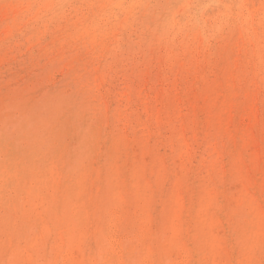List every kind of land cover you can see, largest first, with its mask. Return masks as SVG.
<instances>
[{"label":"bare ground","instance_id":"bare-ground-1","mask_svg":"<svg viewBox=\"0 0 264 264\" xmlns=\"http://www.w3.org/2000/svg\"><path fill=\"white\" fill-rule=\"evenodd\" d=\"M15 1H19V0H15ZM21 1H23V0H21ZM31 1L32 2H38L37 0H31ZM41 1H42L43 5H45L47 7V8L44 7V9L45 8L50 9L52 6H54L55 9L58 11L63 10V9L67 10V7H65V5L68 2V0H41ZM43 1L44 2L49 1V2H47L48 3L47 4V3H44ZM96 1H99L100 3L102 2V4L97 5ZM106 1H108L110 3V2H113L114 0H94V1L92 0L91 3H89L91 11L87 12V14L85 12L82 13L81 12L82 10L79 6H78L79 8H73V9H76L77 12H78V10H81L80 12L82 14H81V17H79V19L75 20V21H73V19L69 18L73 22H71V23L69 22L70 24H68V25L66 23L67 21L65 22V20L63 19V18H65L66 15L65 16L63 15L62 20H64V22L66 23L65 26H63V28L64 27L68 28L67 30L65 29L66 31L69 30V27H72L75 30V33L72 34V36H71L72 37L71 41L73 40L74 42H77V40H80V42H81V39H83V40H85L84 43H86V46H87V44L90 46V48L92 46L91 51L93 50V48L94 49L96 48L101 52H105V51L108 52V51L113 50L114 45L113 46L111 45V47L110 46L108 47V45L111 44L108 42H111V41L112 42H119L120 38H118L117 35L121 34V33L119 32L118 34L117 33L113 34L111 32V29L110 30L108 29V28H110L108 25H106L108 27L104 26V28H102V24H104V22H106V21L103 20L104 22L102 24L100 23V21L99 22L96 21L99 16L103 15V17H104V14L106 15V13L110 14V13L114 12V10H112V7H114L116 5L113 3L108 5ZM116 1H117V6L119 7L118 3H122L123 1H126V0H115V2ZM133 1H135V0H133ZM133 1H130L132 5L138 4L137 2H135L133 4L132 3ZM178 1L181 2L182 0H178ZM188 1H192V0H188ZM188 1L186 3H188ZM220 1H222V0H220ZM95 2H96V5H95ZM145 2H147V1H145ZM15 3L18 4V2H15ZM19 3L21 4V2H19ZM181 3H180V5H182V4L185 5V3H182V4ZM2 4L3 3H1V5ZM36 4L38 5V3H36ZM36 4L34 3V5H36ZM69 4H70V2H69ZM82 4H81V7L84 5V4L83 5ZM128 4H126V8L124 6L125 9H127ZM131 4H129V5L132 6ZM145 4H143V5L141 4V5L144 6ZM147 4H148V2H147ZM169 4H170V2H169ZM193 4H192V6H193ZM223 4H224V2H223ZM229 4H230L229 5V11H227V12L223 13L222 10L217 9V10H213L210 13H208L209 16H212L211 18L209 17L210 18L209 20H211L213 18L211 23L212 22L218 23V25L214 26V30H213L214 33L211 32L210 34H208L211 36V34L213 33L211 37L207 36V38H204L203 40H201V38H203V37L199 36L200 40H198L196 33L193 31L194 33L191 32V34L193 33L191 36L192 38L191 37H190V39L187 38V41H184L185 38H182V42H179V44L182 46L181 49L175 50V48H177V47H175L176 42L174 40L175 39L174 34H173V36L171 34H170L171 36H168V35H166V33L169 34V32H163V34H165L167 37L166 36H164V37L159 36L158 37V39L162 40V42L164 43V44H162L163 50H161L162 47L159 48V50L162 51V55H160L161 51L159 53L160 56L158 55V53L156 54V52L154 50L156 48L153 49L154 52L152 50H150L151 53L152 52L155 53L156 56L158 55L160 58H158V60H157V58H155L157 61L156 60L154 61L151 58L147 60V58L152 57L153 53L152 54L150 53L151 56H150V54H149V56H146V60L149 63L148 64L146 62L148 64V66L146 67L144 65L145 67L139 68L137 71L135 70L136 71L135 74L131 75V78L128 81H125V83L123 82L124 84L121 87V89L119 87V89H120L119 91H113L115 89L112 90L111 89L112 87L110 88L108 86L109 82H108L107 78H105L103 75L104 71H102L100 64L97 65L96 70L99 71V72L97 71L99 74L96 76L97 72L95 71L96 74L94 72V76H96L97 82L93 78L92 79L88 78V79L95 81V82H93V81H91V82L96 83L95 87L97 88V91H100V89L103 88L104 93H106L109 96V99H110V97H111V100L114 99L113 101L116 102L117 105L114 106L113 108L109 107V110H108L109 114L107 113V115L109 117V122L104 123V124H107V126H108V133H107V130H105L106 132L104 135H106V137L104 136V139H102L103 143L101 144L100 142H98L100 144L99 145L97 144L98 146L95 149H92L93 144H91V150L90 151H91V153L93 152L92 153V159H90L87 156L89 153V149H88L89 145L87 146V148H86V146L84 147V149L85 148L88 149L87 150L88 153L85 150L87 155H85V153L83 152V150H82L83 148H82V146H80V144H76V146H75L76 150H74V152H72V154L70 152H69L70 154L66 153L67 154L66 157L68 160L70 159V161L68 163H67V161H65L64 162L65 165H63V164L60 165V169H62V174L60 172V174H61L60 176H62V179L60 177H59L60 180L52 179L50 177V174L48 171L47 162L44 159L45 157L43 158L45 161L44 160L41 161L42 158L39 159L40 157H38V155H40V152L37 150V148H34L35 146L33 144H35V142H38L40 145H42L41 141H43V143H44L45 139L42 140V137L44 135H39V134H42V131H40L39 133H38V131H35V129L36 130L39 129V128L38 129L36 128L37 124H36V126L34 125L36 122L32 123V126H35L34 129H33V127H29L31 121H29L30 115L27 114L28 112H26L24 109L18 110L19 112L21 111L20 113L22 115V120H21L22 121V127L15 126L14 127L15 130L13 131L14 135L13 136L11 135L12 137H16L15 142H16V145H18L20 147V151H16L14 146L12 147L11 144L6 143L8 141L5 140V138L3 136V134L5 132L2 131L3 128H5V125L3 127H0V200H1L0 201V230L3 231V228L1 225V222H2L1 216L4 215L5 212H3V210H5V209L7 210V207H9V209H8L9 211H10V207H12L17 212L18 220H21V227L27 225V223H28L27 222V216L29 218H31L32 215L29 213L30 209H32V213L36 216L34 218L33 224L38 222L41 225V230H40L39 234H36L37 231H35L34 226H33L32 230L28 231V233L30 235H28L29 237L26 236V238H28V239L26 241H24V244H21L20 242L10 244V250L6 254L11 255L12 259L15 262L14 264H22L23 259L27 260V264H142V263L143 264H264V0H241V1L239 0L238 2H237V0H231V2ZM16 5H14V6H16ZM24 5L26 7L27 3H25ZM152 5L154 6V4H152ZM166 5H168V4H166ZM175 5H177V3L174 4V6ZM196 5H197V3H196ZM205 5L207 6L206 3H205ZM210 5H212V4H210ZM3 6H4V4H3ZM5 6H7V4ZM5 6H4V9L6 10ZM38 6H36V9H37L36 11L41 12L39 10H40V7L42 6V4L41 5L39 4ZM117 6H116V8H117ZM226 6H228V4ZM21 7H24V6L22 5ZM74 7H75V5H74ZM139 7H141V6H139ZM167 7H169V6H167ZM8 8H10V6ZM29 8L32 9V8H34V6H32V8L29 6ZM29 8H27L28 11L26 13H28L30 11ZM132 8L129 7L127 12H129V14H131L133 16L131 10H133L134 8L133 9ZM176 8H178V6ZM181 8H178V9L180 10ZM191 8H193V7H191ZM19 9H21V8H19ZM109 9H111V10H109ZM125 9H123L124 12H125ZM142 9H143V7H142ZM149 9H150V6H149ZM14 10H15V8H14ZM51 10H53V7L51 8ZM153 10H154V8H153ZM163 10H165V9H163ZM187 10H189V8H187ZM199 10H201V9H199ZM207 10H210V9H207ZM0 11H1L0 13H2V15H4L2 10H0ZM12 11H13V8H12ZM12 11L10 13H12ZM83 11H84V9H83ZM87 11H88V9H87ZM143 11H145V10H143ZM150 11L152 12V9ZM169 11H170V9H169ZM202 11L204 12L203 9H202ZM24 12L25 11L20 10L19 13H20V15H22ZM38 12H36V13H38ZM116 12H114V13L116 14ZM174 12H172V13H174ZM4 13H5V11H4ZM43 13L44 12H42V14ZM68 13H70V12L68 11ZM72 13H73V10H72ZM93 13H94L93 17L89 16L90 14H93ZM126 13H124L125 15H123V17H122L123 19L126 18ZM167 13H168V11H167ZM201 13L202 12H200V14ZM6 14H8V13H5V15ZM32 14L33 13H31V15ZM39 14L41 15V13H39ZM44 14L45 15H43V16L46 17L47 16L46 14H48L47 10H46V13H44ZM145 14H147V11H145ZM162 14H164V13H162ZM2 15L0 14L1 18L3 17ZM34 15H32V17ZM54 15H55V13H54ZM57 15H59V14L57 13ZM69 15L71 17L72 14L70 13ZM69 15H67L66 17H68ZM135 15H138L137 12ZM167 15L170 16V14H167ZM174 15H172V16H174ZM27 16L25 17V18H27L26 20H30V18H29L30 16L29 15H27ZM78 16H80V15L79 14L75 15L74 19ZM172 16L169 17V18H171V20H172ZM199 16H201V15H199ZM207 16H204V18L205 17L207 18ZM10 17H11V15H10ZM39 17H41V16H39ZM49 17L52 18L50 15L47 18H49ZM56 17L57 16H55V19H56ZM96 17H97V19H95ZM128 17H130V16H128ZM139 17L141 19V16H139ZM145 17H146V15H145ZM53 18H54V16H53ZM122 18L120 19L121 22L123 21ZM142 18H144V16ZM167 18L168 17H166V19ZM181 18H183V17H181ZM5 19H7V18H5ZM35 19H36V17H35ZM135 19H137V18L135 17ZM3 20L4 19H2L0 21H3ZM10 20H13V17H11ZM15 20H20V19L16 18ZM98 20H101V19H98ZM105 20H106V18H105ZM130 20H129V22H130ZM137 20H139V19H137ZM143 20L144 19H142V21ZM161 20L164 21V19H160V21ZM173 20H175V17ZM48 21H49V19H48ZM124 21H125V19H124ZM163 21H161V23H163ZM180 21H181V19H180ZM180 21H178V22H180ZM205 21H207V20H205ZM32 22H30L31 23L30 25L37 23V21H35V23H33V24H32ZM112 22H114V21H112ZM131 22H133V21H131ZM147 22H149V20ZM151 22H152V19H151ZM4 23H5V28H6L7 27L6 24L10 23V25H12L13 21H10L9 23H6V22H4ZM4 23H2V24H4ZM23 23L25 24L26 22L23 21ZM28 23H29V21H28ZM43 23H46V22H43ZM49 23H50V21H49ZM57 23L59 24V22H57ZM127 23L128 22L124 23V25H127ZM142 23H144V22H141V24ZM167 23L170 24L172 22H170V23L165 22V27L168 26V25H166ZM21 24L20 25L18 24L17 27L15 25L10 26L11 27L10 33L13 34L12 33L14 30L13 27L24 30L22 28L23 25H21ZM40 24H41V22H40ZM54 24L52 23L51 26ZM58 24H55L57 26L54 27V29L55 30L57 29V31H58V26H59ZM71 24L74 26H70ZM134 24L137 25V23H134ZM190 24H192V23H190ZM209 24H204V27H206V25H209ZM147 25H148V23H147ZM147 25L145 27L148 29ZM172 25L170 24L169 27H171ZM181 25L183 26L185 24H181ZM142 26L143 25H141L140 28H142ZM178 26H179V24H178ZM1 27H2V25H1ZM37 27H39V26H37ZM185 27L187 28L186 25H185ZM195 27H196V25H195ZM202 27H203V25H202ZM3 28H4V26H3ZM5 28L3 29V31L5 30ZM111 28H113V26ZM114 28H116V27L114 26ZM32 29L30 30V33H31V31H33ZM36 29H34L35 32L37 31ZM42 29H39L40 32ZM47 29L49 30L48 27H47ZM62 29H59L60 30L59 32H61ZM147 29H146V31H147ZM162 29H159V32ZM164 29H167V27ZM164 29L162 31H164ZM174 29L175 28H172L171 30H174ZM181 29L178 30L180 33H181ZM190 29L192 30V27H190ZM65 30H63L62 32H64ZM121 30H122V28H121ZM152 30H153V27H152ZM186 30H188V28ZM200 30H201V28H200ZM45 31H44V33L41 32L43 34V36H44V34L47 33V31L46 32ZM53 31H52V33L57 32V31L56 32L55 31L53 32ZM71 31H72V29H71ZM112 31L116 32L115 30H112ZM132 31H134V29ZM166 31H168V30H166ZM228 31H238V34L236 36L237 40L235 42L232 41L233 45H231L232 42L226 37V33ZM22 32L24 33V31H22ZM50 32H51V28H50ZM50 32L47 33L48 36L50 35ZM141 32L144 33L143 30ZM141 32L139 31V33H141ZM196 32H199V29ZM4 33H5V31H4ZM14 33L16 34V32H14ZM66 33L64 32L63 34L62 33H60V34L63 37L64 34L66 35ZM184 33H185V29H184ZM188 33L186 32V35ZM47 34H46V36H47ZM60 34H58V32H57V35H55V37L57 36V40H58V37L60 36ZM7 35H8V33H7ZM23 35H21V37ZM68 35H69V33H68ZM127 35H129V34H127ZM140 35H142V34H140ZM146 35L143 34V36H145V37H146ZM156 35H157V33H156ZM1 36H0V44L2 43V41L4 44V38H3V36L2 37ZM29 36H27L28 37L27 40H29ZM46 36H45V38H46ZM51 36L52 35H50V37ZM123 36H125V35H123ZM151 36H153V35H151ZM182 36H184V35L182 34ZM8 37H11V36L8 35ZM13 37H15V35ZM137 37H139V35H137ZM234 37L235 36H233L232 38H234ZM35 38H37V37H35ZM35 38H33V39H35ZM132 38H134V37H132ZM8 39H10V38H7V40ZM11 39H12V37H11ZM15 39H18V38H15ZM39 39L42 40L43 38H39ZM54 39L55 38H54V34H53L52 40H54ZM66 39H67V37L65 39L63 37V40H66ZM145 39L146 38H144V40ZM235 39L236 38H234V40ZM7 40L5 39V41H7ZM24 40L25 39H23V41ZM48 40L50 42L51 39H48ZM59 40H61V41H58L60 44V42H62V39H59ZM141 40H142V38H141ZM153 40L154 39L151 38V41H153ZM178 40H180V39H178ZM35 41H37V39ZM71 41L69 42L70 44H72ZM147 41H150V39L148 40V38H147ZM44 42H45V40H44ZM44 42L42 45H45ZM49 42L48 43L45 42V43L49 44ZM10 43H11V41H10ZM10 43L8 45H10ZM12 43H13V40H12ZM19 43H21V40ZM19 43L17 42V44L15 46L17 47L19 45ZM23 44H24V42H23ZM36 44H38L40 47L41 42L39 43V40H38V43H36ZM50 44L52 45V42H50ZM114 44H116V43H114ZM132 44H133V46H135L134 45L135 41ZM152 44H153V42L151 43V45ZM5 45H7V44H5ZM13 45H14V43H13ZM22 45H21V47H22ZM57 45H58V43H57ZM117 45H119V44H117ZM122 45H124V47H125V44H122ZM146 45H147V43H146ZM1 46H2V44H1ZM37 46L34 45L33 47H35V49H36ZM45 46H47V45H45ZM52 46H50V47H52ZM66 46L64 48H67ZM77 46H80V45L78 44ZM83 46H85V45H83ZM130 46H132V45H130ZM137 46H139V45H137ZM149 46L150 45H148V48H149ZM160 46H161V44H159V47ZM5 47L7 48L8 46H5ZM21 47H20V49H21ZM23 47H25V46H23ZM30 47H32V46H30ZM50 47H48L49 50L46 47L45 48H46V50L50 51ZM115 47H117V46L115 45ZM142 47L140 49H142ZM151 47L153 48V45ZM151 47L149 49H151ZM45 48H43V49H45ZM59 48H57V49L59 50ZM61 48H62V46H61ZM13 49H15L14 46H13ZM17 49H19V48H17ZM57 49L54 51H57ZM81 49L82 48L80 47L79 50H81ZM86 49H87V47L84 50H86ZM26 50L28 51V49H26ZM29 50H31V49H29ZM98 50H96V53L98 52ZM159 50H158V52H159ZM11 51L12 50L10 49L9 52H11ZM89 51H90V49H89ZM144 51H146V50H144ZM4 52L2 51L3 54H4ZM6 52H8V51H6ZM6 52H5V54H6ZM41 52H43V50L40 51V53ZM65 52L67 54V51H65ZM140 52H143V51H140ZM15 53H16V50H15ZM26 53L28 55L29 52H26ZM48 53L50 54V52H48ZM63 53L64 52H62L61 54H63ZM78 53H80V52H78ZM86 53H88V52L86 51ZM92 53H94V52H92ZM92 53H88V56H89V54H91V56L95 54V53L94 54H92ZM122 53H123V51H122ZM145 53H149V52H145ZM51 54H54V53H51ZM64 54H63V56H65ZM8 55L9 54H7V57H8ZM14 55L15 54H13V55L11 54L9 56L10 57L13 56V58H14ZM19 55H20V53H19ZM30 55H31V53H30ZM32 55H33V53H32ZM1 56H0V58H1ZM41 56L39 58H41ZM54 56L56 57V55H54ZM72 56H70V58ZM95 56L97 57L96 54H95ZM98 56H99V54H98ZM139 56H140V54H139ZM156 56H153V58ZM5 57H4V59H5ZM34 57L32 56V58H34ZM44 57H45V55H44ZM78 57H80V55ZM42 58H43V56H42ZM70 58H69V60H70ZM87 58L88 57H86L85 59H87ZM92 58H93V56H92ZM92 58L91 59L89 58L90 61L92 60ZM100 58L103 59V55H101ZM114 58H115V56H114ZM142 58H143V56H142ZM144 58H145V56H144ZM28 59H30L29 55H28ZM34 59H36V58H34ZM43 59H41V60H43ZM62 59H64V58L62 57ZM71 59H73V57ZM83 59H84V57H83ZM106 59H107V57H106ZM55 60L57 61V59H55ZM120 60H121V58H120ZM139 60L140 59H138L137 62ZM5 61H1V62L4 63ZM39 61H38V63H39ZM60 61L61 60H59L57 62H60ZM95 61H96V59L94 60V62ZM97 61H98V59H97ZM97 61H96V63H97ZM129 61H128V63H129ZM11 62H12V60H11ZM28 62H27V64H28ZM42 62L43 61H41V63ZM99 62L100 61H98V63ZM142 62H144V61H142ZM155 62H156V64H155ZM18 63H17V65H18ZM38 63L36 62V64H38ZM62 63H64V62H62ZM87 63H88V61L86 62V64ZM134 63H135V60H134ZM101 64H103V62ZM111 64H113V63L111 62ZM117 64H119V63H117ZM126 64H125V67L127 66ZM59 65H61V63H59ZM113 65L112 66L110 65V67H113ZM132 65H133V63H132ZM20 66H22V63H20ZM40 66L38 68H40ZM53 66H54V64H53ZM53 66L48 67V68L51 69V68H53ZM67 66L68 65H66V66L64 65L63 67H65V69H66ZM80 66H81V64H80ZM83 66H85V65H83ZM117 66L119 67V65H117ZM120 66H121V63H120ZM134 66H136V65H134ZM134 66H132L131 68L133 69ZM4 67H5V65H4ZM7 67H5V68H7ZM12 67L13 66H11V68ZM35 67H36V65H35ZM122 67L124 68V66H122ZM122 67H121V70H122ZM9 68H10V65H9ZM17 68H18V66H17ZM42 68H43V66H42ZM60 68L62 69V67H60ZM113 68H111V69L113 70ZM131 68L129 67L128 69H131ZM18 69H20V68H18ZM23 69L25 71V67ZM58 69L56 68V70H58ZM111 69H106L105 73L107 70H109L108 73L111 72L110 71ZM115 69H116V67H115ZM34 70H35V68H34ZM53 70H55V69L53 68ZM117 70H120V69H117ZM125 71L123 73H125ZM131 71H130V73H131ZM4 72H7V71L5 70ZM28 72H31V70H29ZM36 72H38V71H36ZM63 72H64V70H63ZM87 72H83V73H86L85 76H87V75L89 76V74H87ZM91 72H89V73H91ZM42 73H41V75H42ZM60 73H62V72H60ZM115 73H114V75H115ZM25 74H26V72H25ZM25 74H22V75H25ZM48 74H49V72H48ZM62 74L59 76L62 77L64 75V74L63 75ZM107 74H105V75H107ZM50 75H51V73H50ZM124 75L126 76L127 74H124ZM124 75L122 76L123 78H124ZM17 76L19 77V75H17ZM26 76H27V74H26ZM36 76H35V78H36ZM59 76H57V78H59ZM85 76H83L84 78L82 77V79L86 80ZM4 77H5V75L3 76V78ZM89 77H91V75ZM8 78H9V75H8ZM24 78H26V77H24ZM39 78H40V75H39ZM112 78H113V76H112ZM115 78H113V79H115ZM21 79H19V80H21ZM52 79H53V77H52ZM59 79H61V78H59ZM76 79L79 80L80 78H76ZM9 80H11V79H9ZM41 80H43V79L41 78ZM50 80L51 79H49V81ZM61 80H63V78ZM68 80H71V79L69 78ZM73 80L74 79H72V81ZM84 80L81 82H84ZM2 81H3V79H2ZM32 81H34V80L32 79ZM38 81L39 80H37V82ZM43 81H45V80H43ZM64 81H66V80H64ZM88 81H87V84L89 85L90 82L88 83ZM81 82H80V84H81ZM26 83H27V81H26ZM77 83H78V81H77ZM117 83L119 84L120 82H117ZM51 84L52 83L50 82V85ZM53 84H55V83L53 82ZM112 84L115 85V83H113V81H112ZM45 85H46V83H45ZM69 85H70V83H69ZM74 85H75V83H74ZM7 86H8V84H7ZM12 86H14V85H12ZM12 86H11V88H12ZM93 86H94V84H93ZM93 86H88V87H93ZM32 87L33 86H31L29 90H31ZM74 87H76V86H74ZM26 88H28V87H26ZM44 88H45V86H44ZM78 89H79V87H78ZM95 89H93V90L89 89V90L94 92V91H96ZM42 90H43V88H42ZM42 90H41V92H42ZM24 91H23V93H24ZM64 91H62V93H64ZM77 91L78 90H76V92ZM36 92H34V93H36ZM86 92H87L86 93V95H87L88 91L86 90ZM92 92H91V94H92ZM45 93L47 94V90ZM98 93L101 96L102 94H100V93H103V92H98ZM8 94H6V95H8ZM29 95H24V96L28 97ZM38 95L40 96L41 93ZM59 95H57V96H59ZM16 96L19 97L18 95H16ZM79 96H80V94H79ZM81 96H82V94H81ZM1 97H3V95ZM21 97L22 96H20L19 98L21 99ZM83 97H82V99L84 101V99L86 97L85 98H83ZM22 98H24V97H22ZM54 98H56V97H54ZM54 98L52 96V100ZM88 98L90 99L89 95H88ZM13 99L16 103L17 101L15 100V97ZM37 99H39V97H37ZM100 100H102V99H100ZM1 101H0V104H1ZM3 101L5 102V100H3ZM11 101H13V100H11ZM22 101H25V100L22 99ZM36 101H38V100H36ZM40 101L41 100H39L38 102H40ZM56 101H58L60 103L59 100H56ZM107 101H105V103ZM51 102L52 101H50V103ZM110 102H112V101H110ZM54 103H55V101H54ZM96 103H97V101H96ZM102 103L103 102H101V105H103ZM16 104H19V103H16ZM16 104H14V105L10 104L9 106L7 105L8 107H6V106L4 107L2 105L3 108L0 107V121L2 123L4 121H6L11 114L14 113V112L13 113H10V112L15 110ZM41 104H42V102H41ZM89 104H90V102H89ZM111 104L114 105L113 103H111ZM4 105H5V103H4ZM57 105L55 103L56 107H57ZM75 105H74V107H75ZM79 105H80V107L82 106L81 103ZM79 105H77V106L79 107ZM86 105H87V103H86ZM96 105H100V103L96 104ZM101 105H100V107H101ZM105 105L107 106L108 104H105ZM34 107L36 108V106H34ZM56 107H54L55 110H56ZM60 107H61V105H60ZM78 107L77 108L75 107V109L78 110ZM83 107H85V106H83ZM102 108L100 110H103ZM98 109H99V107H98ZM106 109H107V107H106ZM38 110L40 111V109H38ZM52 110L53 109H51V112H52ZM55 110H53V111H55ZM62 110H63V108H62ZM85 110H87V109H85ZM39 111H38V113H39ZM41 111H42V109H41ZM64 111H65V108H64ZM51 112L48 114L46 113V114L49 116L51 114ZM86 112L87 111H85V113ZM105 112H107V111H105ZM15 113H17V111ZM15 113H14V115H16ZM53 113L56 114L55 112H53ZM61 113H63V112H61ZM77 113H79V111H77L75 115H77ZM96 113H97V111H96ZM54 114H52V115H54ZM81 114H82L81 116L84 115L83 112H81ZM41 115H43V114H41ZM41 115H40V117H41ZM56 115H59V114L57 113ZM111 115H113L112 119L110 118ZM60 116H58L57 118H60ZM67 116H69V114ZM38 117H39V115H38ZM49 118H50V116L48 117V119ZM55 118H56V116H55ZM89 118H91V117H89ZM105 118L106 117H104V114H103V118H101V120L105 119ZM45 119H47V118H45ZM35 120H36V118H35ZM53 120L50 122L53 123ZM60 120H61V118H60ZM39 121H40V119H39ZM41 121L43 122L44 120L41 119ZM65 121H68V119ZM76 121H78V118H76ZM86 121H85V123H86ZM98 121H100V120L98 119ZM98 121L96 123H99ZM42 122L39 124H42ZM47 122H49V121H46V123ZM50 122H49V124H50ZM70 123H68V124L70 125ZM77 123H80V122H77ZM87 123H89V122H87ZM96 123L95 124L93 123L95 125V127H96ZM43 124H44V122H43ZM43 124L39 125V127L41 126V128H42ZM49 124L47 123L45 127H47V125H49ZM58 124H60V123L58 122ZM68 124H66L67 127H68ZM104 124H102V125L104 126ZM58 126H60V125H58ZM58 126H54V128L58 127ZM99 127H102V126H99ZM74 128H75V125H74ZM89 128H90V126H89ZM42 129H45V128L43 127ZM47 129H48V127H47ZM84 129H87V127ZM90 129H89V131H90ZM69 130L72 131V128ZM99 130H101V129H99ZM49 131L51 132V130H49ZM60 131H62V130L60 129ZM64 131H62V132L64 133ZM73 131H74V129H73ZM89 131L87 132V130H86L85 132L89 133ZM46 132H47V130H46ZM54 132H56V130H54ZM54 132H51V134H55ZM65 133H66V131H65ZM79 133L81 134V131H79ZM87 133L85 134V136H87ZM61 134L62 133L59 134V130H58V136L59 135L62 136ZM102 134H103V132H102ZM66 135H67V133H66ZM68 135H67V137H68ZM75 135H76V132H75ZM75 135H74V137H75ZM88 135H91V134H88ZM95 135H97V131L95 132ZM85 136L82 135V138H84ZM99 136H100V134H99ZM46 137L49 138L50 136H46ZM46 137L44 136V138H46ZM69 137H70V140H72L71 133H70ZM56 138H58V137H55V139ZM79 138H80L79 141H81V136ZM89 138H91V137H89ZM92 138H94V136H92ZM87 139H86V142H87ZM74 140H75V138H74ZM107 140H109L111 142L107 146V148L109 149L108 152H110L111 154L113 153L114 147L117 148V145H118L117 143H119V144L121 143L123 145L124 149H122V154H121L122 161L124 160V157L130 158V163H131V166L133 168V172L136 175V179L139 181V183L135 184L136 189L134 190V195H135L134 200L136 201L137 207L139 208V210L135 211V213L137 214L138 217L142 216L141 217L142 223L141 224L139 223L140 224L139 228L141 229V231H140L139 235H137V236L140 237L139 238L140 241H143L142 239H144L145 242L142 243V245H143L142 249L136 255H132V251H131L132 247L128 244H125V241H128V238L126 236H128L129 234L125 233L126 234V236H125L124 233H122L121 237H119V236H117V234H113V233H112V236L106 235L107 231H114L118 227V225H120V222H121L120 217L122 216L121 214L124 213V209H123L124 205L127 203L130 195H132V193L130 194V192L128 191V185H127L126 179L125 178L122 179L121 177H116L118 175L115 172H112L110 168L108 169V171L106 169L105 173L107 172V182L105 184H103V186H105V192L109 196H106L104 199L102 197V193L99 194V197L97 195H95L96 190L100 189V186H98V185L100 184V182L102 181V179L104 177V176H102V168L96 166L95 156L100 157L102 155V153L104 152L105 146L107 145ZM67 141H69V140H67ZM83 141H81L80 143L81 144L84 143ZM13 142H14V140H13ZM13 142H10V143H13ZM75 142H77V140H75ZM86 142L84 143L85 145H86ZM90 142H87V144H89ZM38 143H36L35 145H37ZM46 143H47V141H46ZM57 144H58L57 141H56V143L54 142V144L52 145L53 147H51V148H53V149L57 148V147H55ZM68 144H66V145H68ZM5 145H8L9 148L11 147L8 150L9 152H7ZM59 145H60V143L58 144V146ZM43 147H45V145H43ZM69 147H66V148H69ZM72 147H74V145ZM95 147H96V145H95ZM49 148H48V150H49ZM3 149L6 150V152H4ZM40 149H43V148H40ZM45 149H46V147H45ZM60 149H61V147H60ZM69 149H71V147ZM73 149H72V151H73ZM66 150H68V149H66ZM11 151H16L18 153L22 152L23 156L22 155L21 156L23 158L20 157L22 160L18 157L21 154L20 153V154H16L17 155L16 158L17 157L18 158H17V161H15L14 160L15 157H13L14 155L11 153ZM23 152H26L27 155H25V153H23ZM29 152H33V153L29 154ZM63 152H64V150H63ZM10 153L13 156L7 155ZM105 154H107V153H105ZM33 155H35L34 158H32ZM62 157H64V156H62ZM62 157H60V158H62ZM37 159H38V161H37ZM34 160H36V162H34ZM118 160H120V158ZM112 161H113V155H112ZM58 164H57V166H58ZM121 167L122 166L120 165L119 171L117 172L118 174H120L122 172ZM58 168H59V166H58ZM146 171H147V173H150V174H153V173L157 174L158 176L163 178L166 181V183L171 184V191H172L171 205H172V207H169L168 214L164 218L165 219V222H164L165 223V226H164V232L165 233L158 235V236H155L154 232H152V225H153L152 222H151V224L144 226L145 219L147 220V218L146 217H145V219L143 218V214H145V213L143 211V207H140L141 203L145 204V203H143V201L147 202V199H146L147 194H145V189L143 190V188H145L147 186V183L140 181V178L143 177L144 174H146L145 173ZM112 175L115 177L113 182L109 181L110 177H112ZM152 179H153V177H152ZM196 187H198V189H197L198 194L196 193L198 196L194 197V195L191 192H193V190ZM108 189L111 190V195L109 194ZM164 193H165V190H164ZM157 194H158V192H157ZM116 196H118V198ZM102 198H103V200H102ZM109 198H110V200H108ZM113 203H116L115 206L112 207V208H114L112 210V212L114 214L113 220L111 222L106 223L105 222V213L106 212H104V211L107 210L108 205H111ZM4 218H6V217H4ZM15 220H16V218H15ZM9 221H11V220H9ZM153 221L156 224V221L155 220H153ZM9 227H10V225H9ZM38 228H36V230ZM3 234L4 233H0V238L3 236ZM129 238H131V236H129ZM91 239H93L96 242L95 247L89 245ZM84 241H86L85 246L83 245ZM120 241H122L123 243H120ZM37 242H40V243L37 244ZM3 244H5V243H3ZM3 246L4 245H2L0 248V251H1L0 254L2 256L4 255L3 251L5 250ZM142 250H144V252H143L144 255H142V253H141ZM158 254L161 255V257L157 259ZM162 256H163V258H162Z\"/></svg>","mask_w":264,"mask_h":264},{"label":"rangeland","instance_id":"rangeland-1","mask_svg":"<svg viewBox=\"0 0 264 264\" xmlns=\"http://www.w3.org/2000/svg\"><path fill=\"white\" fill-rule=\"evenodd\" d=\"M3 0H0V10H2V12H3V14L4 15H2V13H0L3 17L1 18V16H0V20H2V19H4L3 21H0V36L2 35L3 36V38H4V44H3V41H2V46H1V44H0V48L2 49H0V56H1V58H0V60L1 61H5L4 63H2L1 61H0V95L2 96L3 95V97H1L0 96V101H1V104H0V107L1 108H3V106L5 107H8L10 104H16V103H19V104H16L15 105V110L14 111H12V112H10V113H15L16 111H17V113H15L16 115H14V113L13 114H11L10 116H9V118L6 120V121H4L3 123L0 121V127H3L4 125H5V128H3V132H5L4 134H3V136H4V138H5V140L6 141H8V142H6L7 144L9 143V144H11V146L13 147H15V150L16 151H20V147L18 146V145H16V137H12L14 134V130H15V126H17V127H22V115H21V111L19 112L18 110H22V109H24L26 112H28L27 114L28 115H30V117H29V121H31L30 122V125H29V127H33V129H34V127L36 126V124H37V126H36V128L38 129V130H36L35 129V131H38V133L40 132V131H42V134H39V135H44L45 137L46 136H50L49 138L48 137H46V138H44V136L42 137V140H44V143H43V141H41V143H42V145H40L38 142H35V144L36 143H38L37 145H35V144H33L35 147L34 148H37V150L40 152V155H38V157H40L39 159H41V161H43L44 159L46 160V162H47V167H48V171H49V174H50V177L52 178V179H54V180H60V178L62 179V176H60L61 174H62V169H60V165H65V161H67V163L70 161V159L68 160L67 159V154L66 153H71L72 154V152H74V150H76L75 149V146H76V144H80V146H82V150H83V152L85 153V155H87V153H88V149H89V153H88V157L90 158V159H92V153H91V144H93V148L92 149H95V148H97V146L101 143H103V141H102V139H104V136L106 137V135H104L105 134V130H107V133H108V126H107V124H104L105 122L107 123V122H109V117H108V115H107V113L109 114V107H111V108H113L114 106H116L117 105V103L116 102H114L113 100H111V97H110V99H109V96L106 94V93H104V90H103V88H101L100 89V91H97V88L95 87L96 85V83H93V82H95L94 80H96V82H97V79H96V76L99 74L98 72V70H96L97 69V65H99L100 64V67H101V69H102V71H104L103 72V75H104V77L105 78H107V80H108V82H109V87L113 90V89H115V90H113V91H119L120 89H121V87L123 86V84L125 83V81H128L130 78H131V75H133V74H135V72L139 69V68H142V67H147L148 66V62H147V60L148 59H153L154 61L156 60L155 58H157V60H158V58H160L159 56L160 55H162V51L161 50H163V45L162 44H164L163 42H162V40H159L158 39V37L160 36H162V37H164V36H166V35H168V36H173V34H174V36H175V42H176V44H175V47H177V48H175V50H180L181 49V45L179 44V42H182V38H185V40L184 41H187V38L188 39H190V37L192 36V34L195 32L196 33V35H197V39L198 40H200V37H203V38H201V40H203L204 38H207V36H210V35H208V34H210L211 32H213V30H214V26H216V25H218V23H216V22H212L211 23V21L213 20V18L211 19V20H209L212 16H209L208 15V13H210L211 11H213V10H222L223 11V13L224 12H227V11H229V3L231 2V0H222V1H218V0H192V1H188V3H186L187 1L186 0H182L181 2L182 3H185V5L184 4H182L181 2H179L178 0L176 1V0H135V1H133V0H126V1H123L122 3H118L119 4V7L117 6V1L115 2V0L113 1V2H108V1H106L107 2V4L108 5H110V4H115L116 6H117V8H116V6H114V7H112V10H114V12H116V14L113 12V13H106V15L104 14V17H103V15L102 16H99L98 17V19H101V20H98L97 19V17L95 18V19H97L96 21H100V23L102 24L104 21H106V22H104V24H102V28H104V26H106V25H108L110 28H108L109 30L111 29V32L114 34V33H121V34H118L117 36H118V38H120V41L119 42H108V43H111V44H109L108 45V47L110 46L111 47V45L113 46V50H111V51H108V52H101V51H99L98 49H94L93 48V50L91 51V49H92V46H91V48H90V46L87 44V46H86V43H84L85 42V40H83V39H81V42H80V40H77V42H74L73 40L71 41V36H72V34H74L75 33V30L72 28V27H69V30L68 31H66L68 28H63V26H65V24L67 23V25L68 24H70L71 22H73V21H75V20H78L79 19V17H81V14L82 13H86L87 14V12H90L91 11V9H90V4L89 3H91V1L90 0H68V4L66 3V5H65V7H67V10L72 14L71 15V17H70V13H68V11L67 10H56L55 9V7L54 6H52L53 7V10H51V8L49 9H46L47 7L45 6V5H43V3H42V1L40 0H37L38 2H32L31 0H23V1H21V0H19V1H15V0H4L3 2H2ZM11 1V2H10ZM76 3H75V2ZM94 1V0H93ZM130 1H133L132 3L134 4L135 2H137L138 4H136V5H132L131 4V2ZM145 1H147L148 2V4H147V2H145ZM158 1V2H157ZM163 1V2H162ZM198 1V2H197ZM215 1V2H214ZM239 0H237V2H238ZM241 1V0H240ZM6 2V3H5ZM15 2H18V4L17 3H15ZM19 2H21V4L19 3ZM24 2V3H23ZM30 2V3H29ZM33 4H32V3ZM40 2V3H39ZM44 2V1H43ZM47 2H49V1H47ZM46 1L44 2V3H47ZM69 2H70V4H69ZM97 2V5H100V4H102V2L100 3L99 1H96ZM96 2H95V5H96ZM130 2V3H129ZM146 4H145V3ZM155 2V3H154ZM169 2H170V4H169ZM174 2V3H173ZM191 2V3H190ZM200 2V3H199ZM209 2V3H208ZM222 2V3H221ZM223 2H224V4H223ZM1 3H3L4 4V6L7 4V6L9 7L10 6V8H8L7 6H5V8H6V10L4 9V6H3V4L1 5ZM25 3H27V8H29V6L32 8V6H34V8H32V9H30V11L28 12V13H26L27 11H28V9L25 7ZM34 3L36 4V3H38V5L40 4H42V6L40 7V10L39 11H41V12H38V11H36L37 9H36V6H38L37 4L36 5H34ZM73 3V4H72ZM79 3V4H78ZM84 5H83V4ZM131 4L132 6H130L129 4ZM157 3V4H156ZM172 3V4H171ZM177 3V5H175L174 6V4H176ZM179 3V4H178ZM180 3L184 6H182V5H180ZM194 3V4H193ZM196 3H197V5H196ZM205 3L207 4V6L205 5ZM11 4V5H10ZM17 4V5H16ZM48 4V3H47ZM81 4L84 6H82L81 7ZM88 4V5H87ZM126 4H128L127 5V9H125L126 8ZM143 4H145L144 6H142ZM150 4V5H149ZM152 4H154V6L156 7H154ZM166 4H168V5H166ZM187 4V5H186ZM190 6H189V5ZM192 4H193V6H192ZM210 4H212V5H210ZM228 4V6H226ZM14 5H16V6H14ZM24 6V7H21V6ZM74 5H75V7H74ZM153 7H152V6ZM214 5V6H213ZM81 8V10H78V12L76 11V9H73V8H79V7ZM88 6V7H87ZM124 6H125V8H124ZM134 6V7H133ZM139 6H141V7H139ZM148 6V7H147ZM149 6H150V9H149ZM167 6H169V7H167ZM171 6V7H170ZM178 6V8H181L180 10L178 9V8H176ZM181 6V7H180ZM196 6V7H195ZM39 7V6H38ZM37 7V8H38ZM44 7H46L45 9H44ZM108 7V6H107ZM129 7L130 8H132L133 10H131V12H132V14H133V16L131 15V14H129V12H127L128 11V9H129ZM142 7H143V9H142ZM158 7V8H157ZM165 7V8H164ZM176 9H175V8ZM191 7H193V8H191ZM207 7V8H206ZM221 7V8H220ZM3 8V9H2ZM12 8H13V11H12ZM14 8H15V10H14ZM19 8H21V9H19ZM72 8V9H71ZM125 9V12H124V10L123 9ZM138 8V9H137ZM141 8V9H140ZM153 8H154V10H153ZM187 8H189V10H187ZM25 9V10H24ZM35 9V10H34ZM39 9V8H38ZM56 11H55V10ZM83 9H84V11H83ZM87 9H88V11H87ZM140 9V10H139ZM147 9V10H146ZM152 9V12L150 11ZM163 9H165V10H163ZM169 9H170V11H169ZM184 9V10H183ZM186 9V10H185ZM192 9V10H191ZM199 9H201V10H199ZM202 9L204 10V12L202 11ZM207 9H210V10H207ZM5 11V13H8V14H6L5 15V13H4V11ZM8 10V11H7ZM17 10V11H16ZM20 10L21 11H25L22 15H20ZM43 10V11H42ZM46 10H47V12H48V14L52 17V18H47L49 15L48 14H46L47 16L46 17H44L43 15H45L44 13H46ZM72 10H73V13H72ZM75 10V11H74ZM86 10V11H85ZM109 10H111V9H109ZM120 10V11H119ZM143 10H145V11H147V14H145V11H143ZM162 10V11H161ZM175 12H174V11ZM225 10V11H224ZM7 11V12H6ZM12 11V13H10ZM16 11V12H15ZM35 11V12H34ZM52 13H51V12ZM55 11V12H54ZM61 11V12H60ZM64 11V12H63ZM82 13H81V12ZM123 11V12H122ZM139 11V12H138ZM143 11V12H142ZM149 11V12H148ZM155 11V12H154ZM164 11V12H163ZM167 11H168V13H167ZM174 12V13H172V12ZM185 11V12H184ZM194 11V12H193ZM1 12V11H0ZM15 12V13H14ZM36 12H38V13H36ZM42 12H44L43 14H42ZM60 12V13H59ZM77 12V13H76ZM127 12V13H126ZM136 12H137V14L138 15H135L136 14ZM152 14H151V13ZM188 12V13H187ZM200 12H202L201 14H200ZM31 13H33L32 15H34L35 13V15L32 17V15H31ZM39 13H41V15L39 14ZM54 13H55V15H54ZM57 13L59 14V15H57ZM66 13V14H65ZM122 13V14H121ZM124 13H126V18H124L125 19V21L126 22H128L127 23V25H124V23H126L125 21H124V19L122 18L123 17V15H125ZM141 13V14H140ZM162 13H164V14H162ZM179 13V14H178ZM11 15V17H13V20H10L11 19V17H10V15ZM15 14V15H14ZM19 14V15H18ZM38 14V15H37ZM62 14V15H61ZM77 14H79L80 16H78V17H76L75 19H74V16L75 15H77ZM167 14H170V16L169 15H167ZM175 14V15H174ZM191 14V15H190ZM14 15V16H13ZM27 15H29L30 17V20H26L27 18H25ZM63 15L65 16H67V15H69L68 17H66L65 16V18H63ZM74 15V16H73ZM89 15V14H88ZM93 15H94V13L93 14H90L89 16H92L93 17ZM112 17H111V16ZM145 15H146V17H145ZM149 17H148V16ZM156 15V16H155ZM172 15H174V16H172ZM181 15V16H180ZM195 15V16H194ZM199 15H201V16H199ZM208 15V16H207ZM18 16V17H17ZM39 16H41V17H39ZM53 16H54V18H53ZM55 16H57L56 17V19L58 20H56L55 19ZM61 16V17H60ZM106 16V17H105ZM115 16V17H114ZM128 16H130V17H128ZM139 16H141V19H140V17ZM144 16V18H142ZM172 16V20L174 19V17H175V20H171V18H169V17H171ZM187 16V17H186ZM204 16H207V18L205 17L204 18ZM10 17V18H9ZM28 17V16H27ZM32 17V18H31ZM35 17H36V19H35ZM40 19H39V18ZM108 17V18H107ZM117 17V18H116ZM132 17V18H131ZM135 17L137 18V19H139V20H137V19H135ZM165 17V18H164ZM166 17H168L167 19H166ZM177 17V18H176ZM181 17H183V18H181ZM210 17V18H209ZM5 18H7V19H5ZM20 19V20H15V19ZM25 18V19H24ZM28 18V19H29ZM62 18L65 20V22H64V20H62ZM69 18H71V19H73V21L71 20V19H69ZM105 18H106V20H105ZM113 18V19H112ZM122 18V20L124 21H122L121 22V19ZM131 20H130V19ZM152 19V22H151V19ZM157 18V19H156ZM164 19V21L165 22H172V23H170L172 26L171 27H169V25L170 24H166V25H168V26H166L167 27V29H164V28H166L165 27V22L163 21V20H161V21H163V23H161V21H160V19ZM195 18V19H194ZM202 18V19H201ZM204 18V19H203ZM24 19V20H23ZM32 19V20H31ZM44 21H43V20ZM46 19V20H45ZM48 19H49V21H50V23H49V21H48ZM68 19V20H67ZM108 19V20H107ZM112 19V20H111ZM130 20V22H129V20ZM142 19H144L143 21H142ZM180 19H181V21H180ZM186 19V20H185ZM201 19V20H200ZM15 20V21H14ZM34 20V21H33ZM40 20V21H39ZM42 20V21H41ZM56 20V21H55ZM71 20V21H70ZM104 20V21H103ZM128 20V21H127ZM149 20V22H147ZM171 20V21H170ZM177 20V21H176ZM205 20H207V21H205ZM10 21H13V23H12V25H15L16 27L18 26V24L20 25L21 23V25H23V29L24 30H21V29H18V28H16V27H13L14 28V30H13V34L15 35V37H13L14 35L13 34H11L10 33V30H11V27L10 26H12V25H10V23L9 22ZM20 21V22H19ZM23 21L24 22H26L25 24L23 23ZM28 21H29V23H28ZM33 21V22H32ZM35 21H37V23H35ZM52 21V22H51ZM112 21H114V22H112ZM120 21V22H119ZM131 21H133V22H131ZM178 21H180V22H178ZM185 21V22H184ZM209 21V22H208ZM4 22H6V23H9V24H6L7 25V29L5 28V23ZM19 22V23H18ZM30 22H32V24L33 23H35V24H33V25H30L31 23ZM40 22H41V24H40ZM43 22H46V23H43ZM56 22V23H55ZM57 22H59V24L57 23ZM70 22V23H69ZM141 22H144V23H142L141 24ZM160 22V23H159ZM178 22V23H177ZM196 22V23H195ZM2 23H4V24H2ZM58 24L59 26H58V31H57V29L55 30L54 29V27L55 26H57V25H52L51 26V24ZM61 23V24H60ZM106 23V24H105ZM123 23V24H122ZM134 23H137V25L136 24H134ZM147 23H148V25H147ZM185 24L186 26H187V28H188V30H186L187 28L185 27V25H181V24ZM190 23H192V24H190ZM210 23V24H209ZM40 24V25H39ZM44 26H43V25ZM112 24V25H111ZM114 24V25H113ZM118 24V25H117ZM132 24V25H131ZM139 24V25H138ZM147 25V27H148V29L145 27L146 25ZM178 24H179V26H178ZM204 24H209V25H206V27H204ZM1 25H2V27H1ZM25 25V26H24ZM136 25V26H135ZM141 25H143L142 26V28H140L141 27ZM163 25V26H162ZM177 27H175V26ZM190 25V26H189ZM195 25H196V27H195ZM202 25H203V27H202ZM3 26H4V28H5V33H4V31H3ZM30 28H28V27ZM32 26V27H31ZM36 26V27H35ZM37 26H39V27H37ZM70 26H74V25H70ZM108 26H106V27H108ZM113 26V28H114V26L117 28H111ZM120 26V27H119ZM158 28H157V27ZM194 26V27H193ZM211 26V27H210ZM10 27V28H9ZM20 27V28H21ZM25 27V28H24ZM35 27V28H34ZM41 27V28H40ZM47 27L49 28V30L47 29ZM61 27V28H60ZM105 27V28H106ZM152 27H153V30H152ZM160 27V28H159ZM164 27V28H163ZM169 27V28H168ZM180 27V28H179ZM190 27H192V30L190 29ZM3 28V29H2ZM27 28V29H26ZM33 28V29H32ZM37 28V29H36ZM42 29L41 30V32L42 33H44V31L46 30L47 31V33L48 32H50V28H51V32H50V35H52L51 37H50V35L48 36V34H47V36H46V34H44V36H43V34L40 32V30L39 29ZM63 28V29H62ZM121 28H122V30H121ZM125 28V29H124ZM127 28V29H126ZM129 28V29H128ZM141 30H140V29ZM145 28V29H144ZM164 29V31H162L163 29ZM172 28H175L174 30H171ZM181 29V33L185 36L186 35V32L188 33L185 37L184 36H182V34L178 31L179 29ZM185 29V33H184V29ZM197 28V29H196ZM200 28H201V30H200ZM29 29V30H28ZM33 30V31H31V33H30V30ZM34 29H36L37 31L35 32V30ZM56 32H58V34H60V33H66V35L64 34V39L67 37V39L66 40H63V37H62V35L60 34V36L58 37V40H57V36L55 37V35H57V32L56 33H52V31L53 30ZM59 29H62L61 30V32H59L60 30ZM66 29V30H65ZM71 29H72V31H71ZM134 29V31H132ZM146 29H147V31H146ZM156 29V30H155ZM159 29H162L160 32H159ZM196 29V30H195ZM198 29H199V32H196V31H198ZM18 30V31H17ZM26 30V31H25ZM63 30H65L64 32H62ZM112 30H115L116 32H113ZM124 30V31H123ZM127 30V31H126ZM143 30V32L144 33H142L141 31ZM166 30H168V31H166ZM190 30V31H189ZM208 30V31H207ZM2 31V32H1ZM22 31H24V33L22 32ZM29 31V32H28ZM39 31V32H38ZM45 31V32H46ZM53 31V32H54ZM70 31V32H69ZM139 31L141 32V33H139ZM156 31V32H155ZM158 31V32H157ZM176 31V32H175ZM194 31V32H193ZM14 32H16V34L14 33ZM19 32V33H18ZM128 32V33H127ZM133 32V33H132ZM138 32V33H137ZM149 32V33H148ZM163 32H169V34L168 33H166V35L165 34H163ZM173 32V33H172ZM178 32V33H177ZM191 32H193L192 34H191ZM3 33V34H2ZM7 33H8V35H10L11 37H12V39H11V37H8V35H7ZM35 33V34H34ZM41 33V34H40ZM68 33H69V35H68ZM123 33V34H122ZM137 33V34H136ZM156 33H157V35H156ZM161 33V34H160ZM181 35H180V34ZM201 35H200V34ZM204 33V34H203ZM214 33V32H213ZM212 33V34H213ZM24 34V35H23ZM28 34V35H27ZM31 34V35H30ZM53 34H54V40H52L53 39ZM127 34H129V35H127ZM133 34V35H132ZM140 34H142V35H140ZM143 34L144 35H146V37L145 36H143ZM171 34V35H170ZM212 34H211V36H212ZM237 34H238V31H228L227 33H226V37L232 42V41H236L237 40ZM6 35V36H5ZM21 35H23L22 37H21ZM26 35V36H25ZM30 35V36H29ZM37 35V36H36ZM42 35V36H41ZM69 37H68V36ZM123 35H125V36H123ZM137 35H139V37H137ZM149 35V36H148ZM151 35H153V36H151ZM1 36V37H2ZM17 36V37H16ZM19 36V37H18ZM27 36H29V40H27L28 39V37ZM45 36H46V38H45ZM142 36V37H141ZM177 36V37H176ZM200 36V37H199ZM210 36V37H211ZM230 36V37H229ZM233 36H235L234 38H236L235 40H234V38H232ZM25 37V38H24ZM35 37H37V38H35ZM122 37V38H121ZM128 37V38H127ZM130 37V38H129ZM132 37H134V38H132ZM136 37V38H135ZM167 37V36H166ZM7 38H10V39H8L7 40ZM15 38H18V39H15ZM33 38H35V39H33ZM39 38H43L42 40L41 39H39ZM70 38V39H69ZM132 38V39H131ZM141 38H142V40H141ZM144 38H146L145 40H144ZM147 38H148V40L150 39V41H147ZM151 38L152 39H154L153 41H151ZM192 38V37H191ZM213 38V37H212ZM211 38V39H212ZM5 39L7 40V41H5ZM23 39H25L24 41H23ZM37 39V41H35ZM48 39H51L50 40V42H52V45L50 44V42H49V40ZM59 39H62V42H60V44H59V42L58 41H61V40H59ZM127 39V40H126ZM137 39V40H136ZM156 39V40H155ZM164 39V38H163ZM178 39H180V40H178ZM12 40H13V43H14V45H13V43H12ZM16 42H15V41ZM20 40H21V43H19L20 42ZM38 40H39V43L41 42V44H40V47H39V45L38 44H36V43H38ZM44 40H45V42L46 43H48L49 42V44H46L45 42H44ZM57 40V41H56ZM158 40V41H157ZM10 41H11V43H10ZM29 41V42H28ZM34 41V42H33ZM71 41V43L72 44H70L69 42ZM125 43H124V42ZM135 41V46H133V42ZM138 41V42H137ZM145 41V42H144ZM6 42V43H5ZM17 42L19 43V47L17 46H15L16 44H17ZM23 42H24V44H23ZM26 42V43H25ZM43 42H44V44L45 45H47L48 47H50V46H52V47H50V51H48L49 49H48V47L47 46H45V45H42L43 44ZM144 42V43H143ZM153 42V48L151 47L152 45H151V43ZM157 42V43H156ZM10 43V45H8ZM33 43V44H32ZM57 43H58V45H57ZM81 43V44H80ZM114 43H116V44H114ZM146 43H147V45H146ZM5 44H7V45H5ZM23 44V45H22ZM30 44V45H29ZM75 44V45H74ZM80 45V46H77V45ZM117 44H119V45H117ZM122 44H125V47H124V45H122ZM156 44V45H155ZM159 44H161V46L159 47ZM230 44V43H229ZM235 44V43H234ZM4 45V46H3ZM21 45H22V47L23 46H25V47H21ZM37 46L36 47V49H35V47H33V46ZM42 45V46H41ZM62 46V48H61V46ZM67 45V46H66ZM83 45H85V46H83ZM115 45L118 47H115ZM122 45V46H121ZM129 45V46H128ZM130 45H132V46H130ZM137 45H139V46H137ZM143 47H142V46ZM148 45H150L149 46V48L151 47V49H149L148 48ZM177 45V46H176ZM231 45H233V42L231 43ZM5 46H8L7 48L5 47ZM13 46H14V48L15 49H13ZM30 46H32V47H30ZM48 49V50H46V48ZM56 46V47H55ZM67 47V48H64V47ZM71 46V47H70ZM84 48H83V47ZM10 47V48H9ZM20 47H21V49H20ZM60 47V48H59ZM79 47V48H78ZM80 47L82 48L81 50H79L80 49ZM87 47V49L86 50H84L85 48ZM89 47V48H88ZM132 47V48H131ZM136 47V48H135ZM142 47V49H140ZM162 47V48H161ZM5 48V49H4ZM17 48H19V49H17ZM34 48V49H33ZM38 48V49H37ZM43 48H45V49H43ZM57 48H59V50L57 49ZM77 48V49H76ZM131 48V49H130ZM146 48V49H145ZM154 48H156V49H154ZM158 48V49H157ZM159 48H161V50H159ZM12 50L11 52H9V50ZM26 49H28V51L26 50ZM29 49H31V50H29ZM43 50V52H41L40 53V51H42ZM57 49V51H54V50H56ZM64 49V50H63ZM68 49V50H67ZM73 49V50H72ZM77 51H76V50ZM89 49H90V51H89ZM120 49V50H119ZM137 49V50H136ZM155 50V52H156V54L158 53V55H159V53H160V51H161V54L157 57L156 56V54L155 53H153L154 52V50ZM15 50H16V53H15ZM26 50V51H25ZM53 50V51H52ZM61 50V51H60ZM63 50V51H62ZM84 50V51H83ZM95 50V51H94ZM96 50H98V54H99V56H98V54L96 53ZM125 50V51H124ZM143 51V52H140V51ZM144 50H146V51H144ZM150 50H152L153 52V54L151 53V51ZM157 50V51H156ZM158 50H159V52H158ZM2 51L4 52H6V51H8V52H6V54H5V52H4V54L2 53ZM35 51V52H34ZM65 51H67V54H66V52ZM69 51V52H68ZM74 51V52H73ZM86 51L88 52V53H92V52H94L96 55H97V57L95 56V54L94 53H92V54H94V55H92L93 56V58H92V56H91V54H89V56H88V53H86ZM117 51V52H116ZM120 51V52H119ZM122 51H123V53H122ZM136 51V52H135ZM24 54H22V53ZM26 52H29L28 53V55H29V58L30 59H28V55H27V53ZM48 52H50V54L48 53ZM62 52H64L63 54L66 56H63V54H61ZM72 54H71V53ZM76 52V53H75ZM78 52H80V53H78ZM83 52V53H82ZM101 52V53H100ZM126 52V53H125ZM145 52H149V53H145ZM19 53H20V55H19ZM26 53V54H25ZM30 53H31V55H30ZM32 53H33V55H32ZM35 53V54H34ZM40 53V54H39ZM51 53H54V54H51ZM70 53V54H69ZM75 53V54H74ZM103 53V54H102ZM111 53V54H110ZM119 53V54H118ZM144 53V54H143ZM152 54V57H149V58H147V60H146V56H149V54ZM7 54H9V55H13V54H15L14 55V58H13V56L12 57H10L9 55H8V57H7ZM43 56V58H42V56H41V58H39L40 56ZM48 54V55H47ZM74 54V55H73ZM84 54V55H83ZM123 54V55H122ZM129 54V55H128ZM139 54H140V56H139ZM151 54H150V56H151ZM37 57H36V56ZM44 55H45V57H44ZM47 55V56H46ZM54 55H56V57L54 56ZM62 55V56H61ZM73 55V56H72ZM80 55V57L82 58H80V57H78ZM101 55H103V59L102 58H100L101 57ZM117 55V56H116ZM133 55V56H132ZM6 56V57H5ZM32 56L34 57V58H36V59H34V58H32ZM49 56V57H48ZM51 56V57H50ZM70 56H72L73 57V59H71L70 58ZM96 58H95V57ZM111 56V57H110ZM114 56H115V58H114ZM120 56V57H119ZM136 56V57H135ZM142 56H143V58H142ZM144 56H145V58H144ZM153 56H156V57H154L153 58ZM4 57H5V59H4ZM18 57V58H17ZM62 57L64 58V59H62ZM68 57V58H67ZM76 57V58H75ZM83 57H84V59H83ZM86 57H88L87 59H85ZM99 57V58H98ZM106 57H107V59H106ZM134 57V58H133ZM11 58V59H10ZM32 58V59H31ZM47 58V59H46ZM50 60H49V59ZM69 58H70V60H69ZM80 58V59H79ZM92 58V60L90 61V59ZM96 59V61H97V59H98V61H100L101 63L103 62V64H101L100 62L98 63V61H97V63H96V61L94 62V60ZM119 58V59H118ZM120 58H121V60H120ZM127 58V59H126ZM129 58V59H128ZM132 60H131V59ZM136 58V59H135ZM16 59V60H15ZM24 59V60H23ZM40 61H39V60ZM41 59H43V60H41ZM46 59V60H45ZM55 59H57V61H59V60H61L60 62H57ZM59 59V60H58ZM75 59V60H74ZM77 59V60H76ZM79 59V60H78ZM89 59V60H88ZM102 59V60H101ZM106 61H105V60ZM118 59V60H117ZM138 59H140L138 62H137V60ZM144 59V60H143ZM9 60V61H8ZM11 60H12V62H11ZM34 60V61H33ZM39 61V63H38V61ZM52 60V61H51ZM66 62H65V61ZM69 60V61H68ZM86 60V61H85ZM109 60V61H108ZM113 60V61H112ZM131 62H130V61ZM134 60H135V63H134ZM156 60V61H157ZM16 63H15V62ZM26 61V62H25ZM29 61V62H28ZM41 61H43L42 63H41ZM47 61V62H46ZM73 61V62H72ZM75 61V62H74ZM81 61V62H80ZM88 61V63L86 64V62ZM108 61V62H107ZM114 64H111V62ZM116 63H115V62ZM124 61V62H123ZM127 61V62H126ZM128 61H129V63H128ZM142 61H144V62H142ZM19 62V63H18ZM24 62V63H23ZM27 62H28V64H27ZM36 62L38 63V64H36ZM45 62V63H44ZM51 62V63H50ZM56 62V63H55ZM62 62H64V63H62ZM85 64H84V63ZM92 62V63H91ZM107 62V63H106ZM123 62V63H122ZM148 64H147V63ZM151 62V61H150ZM17 63H18V65H17ZM20 63H22V66H20ZM59 63H61V65H59ZM117 63H119V64H117ZM120 63H121V66H120ZM127 63V64H126ZM132 63H133V65H132ZM3 64V65H2ZM7 64V65H6ZM30 64V65H29ZM41 66H40V65ZM47 64V65H46ZM53 64H54V66L58 69V70H56V68L53 66ZM58 64V65H57ZM71 64V65H70ZM79 64V65H78ZM80 64H81V66H80ZM109 64V65H108ZM119 65V67L117 66V65ZM125 64L127 65L126 67H125ZM130 64V65H129ZM155 64H156V62H155ZM4 65H5V67H7V68H5L4 67ZM9 65H10V68H9ZM26 65V66H25ZM33 65V66H32ZM35 65H36V67H35ZM57 65V66H56ZM66 66V65H68L67 67H66V69H65V67H63V66ZM74 65V66H73ZM77 67H76V66ZM83 65H85V66H83ZM95 67H93V66ZM96 65V66H95ZM103 65V66H102ZM108 65V66H107ZM110 65L112 66L113 65V67H110ZM134 65H136V66H134ZM145 65V66H144ZM11 66H13L12 68H11ZM17 66H18V68H20V69H18L17 68ZM32 66V67H31ZM40 66V68H38ZM42 66H43V68H42ZM46 66V67H45ZM53 66V68L56 70H53V68H48V67H52ZM59 66V67H58ZM79 66V67H78ZM83 66V67H82ZM122 66H124V68L122 67ZM132 66H134V68L132 69L131 67ZM15 67V68H14ZM25 67V71H24V68ZM60 67H62V69L60 68ZM89 67V68H88ZM93 67V68H92ZM107 67V68H106ZM110 67V68H109ZM115 67H116V69H115ZM121 67H122V70H121ZM130 67L131 69H128V68ZM4 68V69H3ZM33 68V69H32ZM34 68H35V70H34ZM45 68V69H44ZM84 68V69H83ZM88 68V69H87ZM111 68H113V70L111 69ZM14 69V70H13ZM79 71H78V70ZM106 69H111L110 71L111 72H109L108 73V71L109 70H107L106 71V73H105V70ZM115 69V70H114ZM117 69H120V70H117ZM7 71V72H4V71ZM11 72H10V71ZM19 70V71H18ZM29 70H31V72H28ZM47 70V71H46ZM50 70V71H49ZM53 70V71H52ZM63 70H64V72H63ZM89 70V71H88ZM92 72H91V71ZM126 70V71H125ZM132 70V71H131ZM136 70V71H135ZM9 71V72H8ZM14 71V72H13ZM21 71V72H20ZM36 71H38V72H36ZM44 71V72H43ZM55 71V72H54ZM62 72V73H60V72ZM88 71V72H87ZM97 72V74H96V72ZM125 71V73H123ZM129 71V72H128ZM130 71H131V73H130ZM25 72H26V74H27V76H26V74H25ZM43 72V73H42ZM48 72H49V74H48ZM53 72V73H52ZM58 72V73H57ZM69 72V73H68ZM83 72H87V74H89V76L91 75V77H89L88 75V77L87 76H85L86 75V73H83ZM89 72H91V73H89ZM94 72H95V74H96V76H94ZM113 72V73H112ZM116 72V73H115ZM122 72V73H121ZM128 72V73H127ZM8 73V74H7ZM25 74V75H22V74ZM30 73V74H29ZM41 73H42V75H41ZM50 73H51V75H50ZM68 73V74H67ZM108 73V74H107ZM114 73H115V75H114ZM121 73V74H120ZM2 74V75H1ZM5 75V79L3 78V76ZM38 74V75H37ZM63 75L62 77L61 76H59V75ZM73 74V75H72ZM105 74H107V75H105ZM111 74V75H110ZM119 74V75H118ZM124 74H127L126 76L124 75ZM8 75H9V78H8ZM17 75H19V77L17 76ZM37 75V76H36ZM39 75H40V78H39ZM54 75V76H53ZM70 75V76H69ZM72 75V76H71ZM121 75V76H120ZM124 75V78L122 77ZM26 77V78H24V77ZM35 76H36V78H35ZM50 76V77H49ZM57 76H59V78H63V80H61V79H59V78H57ZM83 76H85V79L86 80H84V79H82V77ZM93 76V77H92ZM107 76V77H106ZM112 76H113V78H115V79H113L112 78ZM115 76V77H114ZM120 76V77H119ZM130 76V77H129ZM52 77H53V79H52ZM71 79V80H68L69 78ZM95 77V78H94ZM109 77V78H108ZM127 77V78H126ZM22 78V79H21ZM24 78V79H23ZM41 78L43 79V80H45V81H43V80H41ZM46 78V79H45ZM51 79L50 81H49V79ZM76 78H80L79 80H77ZM84 78V77H83ZM88 78H90V79H94V80H89ZM2 79H3V81H2ZM9 79H11V80H9ZM17 79V80H16ZM19 79H21V80H19ZM32 79L35 81H32ZM48 79V80H47ZM55 79V80H54ZM72 79H74L73 81H72ZM89 81H88V80ZM118 81H117V80ZM126 79V80H125ZM5 80V81H4ZM9 80V81H8ZM37 80H39L38 82H37ZM53 80V81H52ZM61 80V81H60ZM64 80H66V81H64ZM84 80V82H81V81H83ZM124 80V81H123ZM19 81V82H18ZM26 81H27V83H26ZM42 81V82H41ZM63 81V82H62ZM76 81V82H75ZM77 81H78V83H77ZM81 82V84H80V82ZM87 81H88V83L90 82V84L88 85L87 84ZM91 81H93V82H91ZM112 81H113V83H115V85L114 84H112ZM120 82L119 84L117 83V82ZM122 81V82H121ZM15 82V83H14ZM33 82V83H32ZM37 82V83H36ZM50 82L52 83L51 85H50ZM53 82L55 83V84H53ZM75 83V85H74V83ZM124 82V83H123ZM29 83V84H28ZM40 83V84H39ZM45 83H46V85H45ZM58 83V84H57ZM69 83H70V85H69ZM72 83V84H71ZM7 84H8V86H7ZM10 84V85H9ZM16 84V85H15ZM26 84V85H25ZM69 86H68V85ZM80 84V85H79ZM85 84V85H84ZM93 84H94V86H93ZM12 85H14V86H12ZM49 85V86H48ZM118 87H117V86ZM11 86H12V88H11ZM31 86H33L32 88H31V90H29L30 89V87ZM44 86H45V88H44ZM47 86V87H46ZM62 86V87H61ZM74 86H76V87H74ZM86 86V87H85ZM88 86H93V87H88ZM26 87H28V88H26ZM60 89H59V88ZM67 87V88H66ZM69 87V88H68ZM78 87H79V89H78ZM116 87V88H115ZM119 87H120V89H119ZM35 88V89H34ZM42 88H43V90H42ZM71 88V89H70ZM74 88V89H73ZM96 88V89H95ZM7 89V90H6ZM13 89V90H12ZM18 89V90H17ZM26 89V90H25ZM62 89V90H61ZM82 89V90H81ZM93 90V89H95L96 91H94V92H92V91H90V90ZM25 90V91H24ZM41 90H42V92H41ZM46 90H47V94L45 93L46 92ZM65 90V91H64ZM68 90V91H67ZM76 90H78L77 92H76ZM86 90L88 91V94L86 95ZM11 91V92H10ZM22 91V92H21ZM23 91H24V93H23ZM37 91V92H36ZM62 91H64V93H62ZM84 91V92H83ZM34 92H36V93H34ZM80 92V93H79ZM83 92V93H82ZM91 92H92V94H91ZM96 92V93H95ZM98 92H103V93H100V94H102L101 96L99 95V93ZM9 93V94H8ZM41 93V95L39 96L38 94H40ZM94 93V94H93ZM6 94H8V95H6ZM30 94V95H29ZM46 94V95H45ZM52 94V95H51ZM59 95V96H57V95ZM79 94H80V96H79ZM81 94H82V96H81ZM106 94V95H105ZM16 95H18L19 97L20 96H22V97H24V98H22L21 97V99L19 98V97H17ZM24 95H29L28 97L27 96H24ZM56 95V96H55ZM86 95V96H85ZM88 95H89V97H90V99L88 98ZM12 96V97H11ZM36 96V97H35ZM52 96H53V98L54 97H56V98H54L53 100L55 101V103H56V105H57V107L55 106V103H54V101L52 100ZM84 96V97H83ZM105 96V97H104ZM15 97V100L17 101L16 103H15V101H14V98ZM37 97H39V99H37ZM41 97V98H40ZM51 97V98H50ZM67 97V98H66ZM81 97V98H80ZM82 97L83 98H85L84 99V101H83V99H82ZM98 97V98H97ZM104 97V98H103ZM18 100H17V99ZM28 98V99H27ZM94 98V99H93ZM97 98V99H96ZM22 99L23 100H25V101H22ZM36 99V100H41L40 102H38V101H34V100ZM51 99V100H50ZM59 100L60 101V103L58 102V101H56V100ZM76 99V100H75ZM99 99V100H98ZM100 99H102V100H100ZM105 99V100H104ZM3 100H5V102L3 101ZM11 100H13V101H11ZM43 100V101H42ZM49 102H48V101ZM87 100V101H86ZM94 100V101H93ZM108 100V101H107ZM112 101V102H110V101ZM10 101V102H9ZM50 101H52L51 103H50ZM77 101V102H76ZM82 101V102H81ZM86 101V102H85ZM96 101H97V103H96ZM105 101H107L106 103H105ZM36 102V103H35ZM41 102H42V104H41ZM89 102H90V104H89ZM101 102H103L102 104L103 105H101ZM4 103H5V105H4ZM38 103V104H37ZM81 103V107H80V104ZM83 103V104H82ZM86 103H87V105H86ZM100 103V105H101V107H100V105H96V104H99ZM111 103H113L114 105H112ZM116 103V104H115ZM37 104V105H36ZM51 104V105H50ZM53 104V105H52ZM76 104V105H75ZM89 104V105H88ZM105 104H108L107 106L105 105ZM3 105V106H2ZM8 105V106H7ZM19 105V106H18ZM50 105V106H49ZM60 105H61V107L63 108V110H62V108L60 107ZM74 105H75V107L77 108L78 106L77 105H79V107H78V110L77 109H75V107H74ZM111 105V106H110ZM34 106H36V108L34 107ZM40 108H39V107ZM64 106V107H63ZM74 108H73V107ZM83 106H85V107H83ZM95 108H94V107ZM99 107V109H98V107ZM19 107V108H18ZM21 107V108H20ZM54 107H56V110H55V108ZM87 107V108H86ZM103 107V108H102ZM106 107H107V109H106ZM64 108H65V111H64ZM87 109V110H85V109ZM103 109V110H100V109ZM38 109H40V111H41V109H42V111L40 112ZM51 109H53V110H55V111H53L52 110V112H51ZM75 109V110H74ZM80 109V110H79ZM96 109V110H95ZM98 109V110H97ZM105 109V110H104ZM74 110V111H73ZM79 111V113H77V115H75L76 114V112L77 111ZM87 111L86 113H85V111ZM38 111H39V113H38ZM96 111H97V113H96ZM105 111H107V112H105ZM51 112V114L49 115L50 116V118L48 119V113H50ZM53 112H55L56 114L58 113L59 115H56V114H54ZM61 112H63V113H61ZM81 112H83V116H81L82 114H81ZM47 113V114H46ZM72 113V114H71ZM96 113V114H95ZM100 113V114H99ZM41 114H43V115H41ZM52 114H54V115H52ZM69 114V116H67ZM103 114H104V117H106L105 119H102L101 120V118H103ZM112 114V113H111ZM38 115H39V117H38ZM40 115H41V117H40ZM61 115V116H60ZM102 115V116H101ZM55 116H56V118H55ZM58 116H60V118H61V120H60V118H57ZM67 116V117H66ZM78 116V117H77ZM95 116V117H94ZM98 116V117H97ZM101 116V117H100ZM112 116L113 115H111L110 116V118L112 119ZM44 117V118H43ZM75 119H74V118ZM84 119H83V118ZM89 117H91V118H89ZM94 117V118H93ZM97 117V118H96ZM35 118H36V120H35ZM45 118H47V119H45ZM52 118V119H51ZM68 119V121H65V120H67ZM73 118V119H72ZM76 118H78V121H76ZM88 118V119H87ZM39 119H40V121H39ZM41 119H43L44 121V124L46 123V121H52L53 119V123L52 122H50V124H49V122H47L49 125H47V127H48V129H47V127H45L46 126V124L44 125L43 124V122L41 121ZM51 119V120H50ZM59 119V120H58ZM80 119V120H79ZM98 119L100 120V121H98ZM46 120V121H45ZM57 122H56V121ZM87 120V121H86ZM95 120V121H94ZM106 120V121H105ZM34 121V122H33ZM83 121V122H82ZM85 121H86V123H85ZM99 122V123H96V122ZM36 122V123H35ZM42 122V124H43V127L47 130V132H46V130L45 129H42L41 128V126L39 127V125H42V124H39V123H41ZM58 122L60 123V124H58ZM71 122V123H70ZM73 122V123H72ZM77 122H80V123H77ZM87 122H89V123H87ZM10 123V124H9ZM32 123H35L34 125L35 126H32ZM52 123V124H51ZM55 123V124H54ZM68 123H70V125L68 124ZM80 126H78L77 124ZM94 123H96V127H95V125L92 124ZM39 124V125H38ZM54 124V125H53ZM64 124V125H63ZM66 124H68V127L66 126ZM87 124V125H86ZM90 124V125H89ZM102 124H104V126L102 125ZM58 125H60V126H58ZM63 125V126H62ZM73 125V126H72ZM74 125H75V128H74ZM92 125V126H91ZM54 126H58V127H55L54 128ZM72 126V127H71ZM89 126H90V128H89ZM99 126H102V127H99ZM106 126V127H105ZM53 127V128H52ZM64 127V128H63ZM77 127V128H76ZM86 128L87 127V129H84V128ZM63 128V129H62ZM72 128V131H70L69 129H71ZM6 129V130H5ZM56 130V132H54V130ZM60 129L62 130V131H66V133H67V135H68V137H67V135H66V133H65V131H64V133L62 132V131H60ZM73 129H74V131H73ZM76 129V130H75ZM78 129V130H77ZM80 129V130H79ZM83 129V130H82ZM89 129H90V131H89ZM99 129H101V130H99ZM49 130H51V132H54L55 134H51V132L49 131ZM58 130H59V134L60 133H62L61 135L62 136H58ZM69 130V131H68ZM87 130V132L89 131V133H87V132H85V131ZM95 130V131H94ZM104 130V131H103ZM79 131H81V134L83 135V136H85V134L87 133V136H85L84 138H82V135L79 133ZM97 131V135H95V132ZM46 132V133H45ZM50 132V133H49ZM75 132H76V135H75ZM85 132V133H84ZM102 132H103V134H102ZM70 133H71V138H72V140H70ZM50 134V135H49ZM79 134V135H78ZM88 134H91V135H88ZM93 134V135H92ZM99 134H100V136H99ZM12 135V136H11ZM73 135V136H72ZM74 135H75V137H74ZM81 136V141H83L84 139V143L86 142V139H87V142H90L89 144H87V142H86V145L84 144V143H80L81 141H79L80 140V137ZM91 137V138H89V137ZM92 136H94V138H92ZM55 137H58V138H56L55 139ZM87 137V138H86ZM101 139H100V138ZM74 138H75V140H77V142H75V140H74ZM110 138V137H109ZM47 139V140H46ZM64 139V140H63ZM83 139V140H82ZM98 139V140H97ZM13 140H14V142H13ZM66 140V141H65ZM67 140H69V141H67ZM94 140V141H93ZM100 140V141H99ZM110 140V139H109ZM109 140H107V145L105 146V149H104V152L102 153V155L100 156V157H97V156H95V159H96V166L97 167H100V168H102V176H104L103 177V179H102V181L100 182V184L98 185V186H100V189H98V190H96V192H95V195H97L98 197H99V194L100 193H102V197L105 199V197L106 196H109L106 192H105V186H103V184H105L106 182H107V172L105 173V171H106V169H107V171H108V169L110 168L111 169V171L112 172H115L118 176H116V177H121L122 179H126V182H127V185H128V191L130 192V194L132 193V195H130V197H129V199H128V201H127V203L124 205V213H122L121 215V217H120V220H121V222H120V225H118V227L114 230V231H107V233H106V235L108 236V235H110V236H112V233L113 234H117V236H119V237H121V235H122V233H124V235L126 236V234L125 233H127V234H129L128 236H126L127 238H128V241H125V244H128V245H130L132 248H131V251H132V255H136L138 252H140V250L142 249V243L143 242H145L144 241V239H142L143 241H140L139 240V236H137V235H139V233H140V231H141V229L139 228V226H140V224L142 223L141 222V217L142 216H140V217H138L137 216V214L135 213V211H138L139 210V208L137 207V203H136V201L134 200V190L136 189L135 188V184L136 183H139V181L136 179V175L134 174V172H133V168H132V166H131V163H130V158H127V157H124V160L122 161V157H121V154H122V149H124V147H123V145L120 143H117L118 145H117V148L116 147H114V150H113V153L111 154L110 152H108V148H107V146H108V144H110L111 142L109 141ZM46 141H47V143H46ZM56 141H57V143L59 144L60 143V145L58 146V144L55 146V147H57V148H51V147H53L52 145L54 144V142L56 143ZM65 141V142H64ZM10 142H13V143H10ZM63 142V143H62ZM69 144H68V143ZM98 142H100V143H98ZM46 143V144H45ZM53 143V144H52ZM75 143V144H74ZM13 144V145H12ZM49 144V145H48ZM66 144H68L70 147H71V149H69L70 147L68 146V145H66ZM98 144V145H97ZM43 145H45V147H46V149H45V147H43ZM74 145V147H72ZM89 145V147H88V149H86L87 148V146ZM95 145H96V147H95ZM17 146V147H16ZM40 146V147H39ZM48 146V147H47ZM86 146V148L84 149V147ZM5 147H6V150H7V152H9L8 150L11 148H9V146L8 145H5ZM50 147V148H49ZM60 147H61V149H60ZM64 147V148H63ZM66 147H69V148H66ZM40 148H43V149H40ZM48 148H49V150H48ZM74 148V149H73ZM120 148V149H119ZM66 149H68V150H66ZM72 149H73V151H72ZM6 150H4L3 149V151L4 152H6ZM46 150V151H45ZM63 150H64V152H63ZM85 150L87 151V153L85 152ZM16 151H11V153L14 155H11V153L10 154H7V155H10V156H13V157H15L16 158V154H20L18 157L20 158H23L22 156V152H20V153H18V152H16ZM22 151V150H21ZM48 151V152H47ZM56 151V152H55ZM15 152V153H14ZM23 153H25V155H27V153L26 152H23ZM30 153H33V152H29V154ZM64 153V154H63ZM69 153V154H70ZM91 153V154H90ZM105 153H107V154H105ZM52 154V155H51ZM57 156H56V155ZM90 154V155H89ZM22 155V156H21ZM105 155V156H104ZM112 155H113V161H112ZM34 156L35 155H33L32 156V158H34ZM47 156V157H46ZM50 156V157H49ZM62 156H64V157H62ZM17 157V158H18ZM45 157V158H44ZM49 157V158H48ZM54 157V158H53ZM60 157H62V158H60ZM66 157V158H65ZM105 157V158H104ZM14 158V160L15 161H17V158L15 159ZM20 158V159H21ZM44 158V159H43ZM58 158V159H57ZM64 158V159H63ZM109 158V159H108ZM120 158V160H118ZM22 160V159H21ZM44 160V161H45ZM53 160V161H52ZM64 160V161H63ZM109 160V161H108ZM20 161V160H19ZM37 161H38V159H37ZM34 162H36V160H34ZM59 163V164H58ZM130 163V164H129ZM38 164V163H37ZM57 164H58V166H59V168H58V166H57ZM122 166L121 167V173L120 174H118L117 172L119 171V166ZM38 167V166H37ZM57 168V169H56ZM61 170V171H60ZM60 172H61V174H60ZM127 173V174H126ZM146 174H144V176L143 177H141L140 178V181H142V182H146L147 183V186L145 187V188H143V190L145 189V194H147L146 195V199H147V202L146 201H143V203H145V204H140L141 206L140 207H143V211H144V213L145 214H143V218L145 219V217L147 218V220L145 219V224H144V226H146V225H149V224H151V222H152V232H154V235L155 236H158V235H161V234H163V233H165L164 232V226H165V217H166V215L168 214V209H169V207H172V205H171V195H172V191H171V184L169 183H166V181L163 179V178H161L160 176H158L157 174H155V173H153V174H150V173H147V171L145 172ZM152 173V172H151ZM115 174V175H116ZM56 176V177H55ZM60 177V178H59ZM152 177H153V179H152ZM114 179H115V177L112 175V177H110V180L109 181H114ZM166 185V186H165ZM168 186V187H167ZM165 187V188H164ZM169 188V189H168ZM150 189V190H149ZM197 189H198V187H196L194 190H193V192H191L193 195H194V197H197L198 195V192H197ZM149 190V191H148ZM164 190H165V193H164ZM108 191H109V194L111 195V190L110 189H108ZM157 192H158V194H157ZM197 193V194H196ZM164 194V195H163ZM191 194V195H192ZM105 195V196H104ZM192 195V196H193ZM117 198H118V196H116ZM103 198H102V200H103ZM145 199V200H146ZM108 200H110V198L108 199ZM151 200V201H150ZM1 201V200H0ZM152 202V203H151ZM115 204L116 203H113V204H111V205H108V208H107V210H105L104 212H106L105 213V222L107 223V222H111L112 220H113V217H114V214H113V212H112V210L114 209V208H112V207H114L115 206ZM153 204V205H152ZM12 207H10V211L8 210L9 209V207H7V210L5 209V210H3V212H5L4 213V215L3 216H1V219H2V222H1V225H2V228H3V231L2 230H0V233H4L3 234V236L0 238V248H1V246L2 245H4L3 247H4V251H3V256L0 254V264H14L15 262H14V260L12 259V257H11V255H9V254H6V253H8V251L10 250V244L11 243H17V242H20L21 244H24V241H26L28 238H26V236H28V235H30L29 233H28V231H30V230H32V228H33V226H34V229H35V231H37V233L36 234H39V232H40V230H41V225L38 223V222H36V223H34L33 224V222H34V218L36 217L33 213H32V209H30V211H29V213L32 215H30L31 216V218H29L28 216H27V227L26 226H23V227H21V220H18V216H17V212L12 208ZM129 211V212H128ZM151 211V212H150ZM11 213V214H10ZM10 214V215H9ZM142 215V214H141ZM15 216V217H14ZM4 217H6V218H4ZM14 217V218H13ZM4 218V219H3ZM15 218H16V220H15ZM9 220H11V221H9ZM153 220H155L156 221V224L154 223V221ZM7 223V224H6ZM10 223V224H9ZM140 223V224H139ZM6 224V225H5ZM19 224V225H18ZM36 224V225H35ZM9 225H10V227H9ZM40 226V227H39ZM9 227V228H8ZM39 227V228H38ZM36 228H38L37 230H36ZM124 228V229H123ZM26 229V230H25ZM137 231V232H136ZM119 234H118V233ZM129 236H131V238H129ZM29 237V236H28ZM160 237V236H159ZM3 243H5V244H3ZM38 243H40V242H37V244ZM85 243H86V241H84L83 242V245L85 246ZM95 241L93 240V239H91V241H90V243H89V245H91V246H93V247H95L96 245H95ZM120 243H123L122 241H120ZM131 243V244H130ZM36 244V245H37ZM1 252V251H0ZM144 250H142V255H144ZM161 257V255H157V259L158 258H160ZM162 258H163V256H162ZM141 261V260H140ZM22 264H27V260L26 259H23V261H22ZM143 264V263H142Z\"/></svg>","mask_w":264,"mask_h":264}]
</instances>
